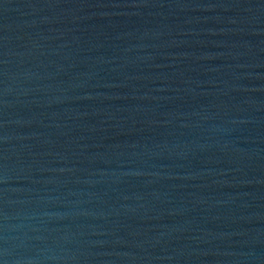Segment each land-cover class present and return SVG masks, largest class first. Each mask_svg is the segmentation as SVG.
I'll use <instances>...</instances> for the list:
<instances>
[{
	"label": "water",
	"instance_id": "obj_1",
	"mask_svg": "<svg viewBox=\"0 0 264 264\" xmlns=\"http://www.w3.org/2000/svg\"><path fill=\"white\" fill-rule=\"evenodd\" d=\"M3 264H264V0H0Z\"/></svg>",
	"mask_w": 264,
	"mask_h": 264
},
{
	"label": "clouds",
	"instance_id": "obj_2",
	"mask_svg": "<svg viewBox=\"0 0 264 264\" xmlns=\"http://www.w3.org/2000/svg\"><path fill=\"white\" fill-rule=\"evenodd\" d=\"M0 264H3V262H2V261H0Z\"/></svg>",
	"mask_w": 264,
	"mask_h": 264
}]
</instances>
